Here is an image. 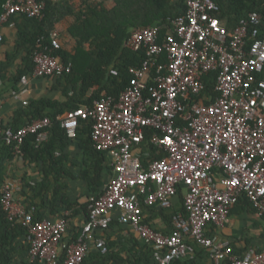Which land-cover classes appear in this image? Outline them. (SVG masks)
<instances>
[{
    "label": "built area",
    "instance_id": "obj_1",
    "mask_svg": "<svg viewBox=\"0 0 264 264\" xmlns=\"http://www.w3.org/2000/svg\"><path fill=\"white\" fill-rule=\"evenodd\" d=\"M185 4V12L171 19L172 30L162 40L159 27L152 25L134 30L127 39L129 49L144 50L147 58L130 68L129 84L118 98L102 95L93 106L78 107L60 119L72 139L80 120L91 121L92 143L108 153L113 173L99 194L87 197L88 217L75 239L64 240L70 225L67 213L36 220L33 211L15 199V182L6 179L2 184L0 204L6 218L27 228L29 262L59 264L64 250L62 264H83L91 247L107 251L99 233L116 217L153 247L155 264L192 257L190 241L206 248L216 264L226 256L233 264H264V251L249 248L237 256L229 241L207 234L210 223L225 226L242 193L264 217L262 17L252 12L228 31L215 16L214 0H185ZM45 7L46 0H4L0 24L13 25L15 15L41 18ZM57 38L53 31V46ZM33 62L35 77L71 70L49 49L36 52ZM211 72L217 95L207 102L203 76ZM28 80L23 75L21 84ZM50 124L44 117L12 129L3 127L0 115V141L19 153L28 134L36 146L46 141ZM147 128H151L149 143L163 155L145 166L134 149ZM179 186L185 191L184 211L173 216L172 233L141 222L142 204L169 206Z\"/></svg>",
    "mask_w": 264,
    "mask_h": 264
},
{
    "label": "trees",
    "instance_id": "obj_2",
    "mask_svg": "<svg viewBox=\"0 0 264 264\" xmlns=\"http://www.w3.org/2000/svg\"><path fill=\"white\" fill-rule=\"evenodd\" d=\"M3 2L0 0V15ZM214 2L218 6L215 16L228 31H233L240 20L247 19L250 13L257 12L262 17L260 30L261 35L264 34V0ZM185 9V0H46L41 18L12 16L14 41L0 60V79H6L10 91H18L23 75L31 76L33 57L38 51L49 49L60 62L71 65L67 73L44 76L49 80L47 93L30 98L14 110L9 121H3V127L12 129H18L39 118L47 117L51 121L47 129L48 138L39 146L35 145L32 134L24 138L19 153H14L12 146L3 139L0 141V189L8 177L11 164L16 167L35 165L41 173L38 179L29 178L25 174L18 191L25 200V207L33 211L36 220L43 219L46 211L52 216L68 211V217L78 215L87 219V197L101 191L110 174V158L106 151L94 147L90 120L79 121L76 137L72 139L61 127L60 119L78 107L93 106L102 95L118 98L129 84L130 68L139 66L147 58L144 50L134 51L127 47L126 42L132 32L145 26H158L159 40H162L172 30L171 19L183 14ZM63 23L68 24L66 32L74 41L72 45L60 42L59 25ZM53 31L58 32L57 46L52 45ZM15 63V70L11 72ZM8 72L11 73L7 76ZM214 77L213 72L203 76L202 94L208 96L207 102L217 95L214 91ZM150 133L151 128H147L143 140L134 149L145 166L147 161L163 155V152L158 153V149L149 143ZM72 182L84 185V191L79 196L71 195ZM184 192V188L179 186L172 203L166 207L142 204L141 222L156 231L172 233L173 216L184 211ZM81 197L86 198L85 202L78 201ZM234 211L257 215L244 193L230 209L229 216ZM156 219L161 220L162 226L156 223ZM216 227L210 223L207 234L211 235V229ZM99 234L106 240L107 251L102 253L91 247L83 264L156 263L153 247L127 225L121 224L116 217ZM26 237L27 228L20 223L8 221L0 204V264H19L17 251L29 249ZM188 243L194 248L193 256L174 259L170 264H216L206 248L191 241ZM229 244L237 256H242L249 249L236 250L231 241ZM64 258L65 251L62 250L59 264L63 263ZM20 264L43 263L21 260ZM218 264L233 262L226 256Z\"/></svg>",
    "mask_w": 264,
    "mask_h": 264
},
{
    "label": "crops",
    "instance_id": "obj_3",
    "mask_svg": "<svg viewBox=\"0 0 264 264\" xmlns=\"http://www.w3.org/2000/svg\"><path fill=\"white\" fill-rule=\"evenodd\" d=\"M67 25V23L59 25V39L61 43L65 41L71 43L72 45L74 41L66 32ZM0 35L1 60L3 58L4 52L12 47L14 41L13 25H10L8 23L0 24ZM69 47L71 46L69 45ZM15 65L16 63L11 67V72L15 70ZM11 72H8L7 76ZM48 85V79L31 75L29 76L27 84L19 86V89L17 91L18 95L16 96L13 95L14 90L10 91L9 85L6 83V79H0V115L3 117V121H9L14 110L17 107L24 105L30 98H37L46 94ZM72 149L73 147H71V150ZM109 162H111V158L109 159ZM25 174L29 178L31 177L35 179H38L41 175V173H39V171L36 169L35 165L26 167H16L15 164H11L9 166L8 177H6V179L15 182L16 186L18 187V190L15 191L14 197L16 200L20 201L24 205L26 204L25 200L23 199V197L20 196L18 191L21 184V179ZM112 174L113 173L111 168L110 174L107 176L103 185L112 176ZM83 186L84 185L81 182L70 183L71 195L79 196L80 193L84 191ZM83 198L86 200L85 197H81L78 201L80 203L85 202ZM65 213H68V211L59 214L57 213L55 214V216H52L48 211H46V216L43 219H54L56 217L64 215ZM69 219L70 225L68 227V230L64 234V240L66 241L73 240L76 237V232L81 229V226L85 222L84 217L78 215H75L74 217H69ZM156 223L159 226H162L160 219H156ZM210 234L217 240H227L229 242L231 241L233 248L236 250L244 251L246 248H254L261 249L264 251V219L258 217L256 214L246 215L244 213L239 214L234 211L229 216V221L225 224V226L211 229ZM16 258L19 264L21 263V260H27V262H29L28 251L24 249L18 250L16 253Z\"/></svg>",
    "mask_w": 264,
    "mask_h": 264
},
{
    "label": "rangeland",
    "instance_id": "obj_4",
    "mask_svg": "<svg viewBox=\"0 0 264 264\" xmlns=\"http://www.w3.org/2000/svg\"><path fill=\"white\" fill-rule=\"evenodd\" d=\"M84 199V198H83ZM85 200V199H84Z\"/></svg>",
    "mask_w": 264,
    "mask_h": 264
}]
</instances>
